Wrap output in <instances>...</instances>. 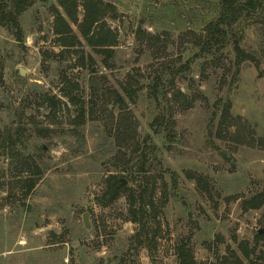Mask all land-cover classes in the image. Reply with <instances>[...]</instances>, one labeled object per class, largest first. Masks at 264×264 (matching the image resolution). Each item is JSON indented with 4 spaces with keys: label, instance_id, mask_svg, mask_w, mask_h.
Masks as SVG:
<instances>
[{
    "label": "rangeland",
    "instance_id": "1",
    "mask_svg": "<svg viewBox=\"0 0 264 264\" xmlns=\"http://www.w3.org/2000/svg\"><path fill=\"white\" fill-rule=\"evenodd\" d=\"M103 1L119 13L109 21L118 37L111 70L82 39L85 67L81 53L60 46L50 10L66 17L59 0H35L20 17L19 39L0 27V134L20 118L27 153L43 170L23 197L0 148V264H180L182 244L197 264H230L233 254L264 264V15L243 20L224 48L203 54L194 41L219 18L220 0ZM237 39L259 67H236ZM64 78L86 103L81 128L66 100L53 114L41 106L46 95L61 98ZM169 106L171 139L152 127ZM141 152L159 209L152 252L133 246L125 197L101 202L110 175L142 177Z\"/></svg>",
    "mask_w": 264,
    "mask_h": 264
},
{
    "label": "trees",
    "instance_id": "2",
    "mask_svg": "<svg viewBox=\"0 0 264 264\" xmlns=\"http://www.w3.org/2000/svg\"><path fill=\"white\" fill-rule=\"evenodd\" d=\"M34 2L35 0H0V27L12 31L19 39L22 35L20 17L28 8L33 6ZM59 4L65 11L66 17L61 15L54 7L50 10L55 14L54 34L60 46L65 48V50H72L71 54L81 53L83 56L78 58V65L85 67V54L84 51L80 50V47H83L82 39L94 52L104 56V66L106 69L111 70L112 64L110 60L115 54L114 49L117 46L118 37L111 29L109 21L118 19L119 13L116 7L111 3H105L103 0H59ZM220 5L221 12L217 21L208 24L203 31V35L199 36L197 41H194V44L200 48V52L203 54H210L214 50L219 51L224 48L229 40V31L243 20L256 15H264V0H220ZM80 7L83 9L81 21L78 15ZM72 25L79 30L80 38L74 33ZM234 51L236 53L237 68L246 61L254 63L257 67L260 66L259 62L243 51L238 39L234 42ZM88 59L93 64L92 56H89ZM157 81L161 83V80L157 79ZM61 85V98L46 95L41 99V106L50 110L53 114L68 103L74 108L76 115L72 121L73 125L76 128H81L87 122V106L81 98L80 89L78 85L67 78H64ZM157 86L158 84L156 83L153 87L154 95L156 94ZM124 90L128 93L130 99L133 100L136 92L126 87ZM62 99L67 102L65 103ZM95 100L93 98L91 103L93 104ZM117 100L119 103L124 104V100L120 95H117ZM169 109L170 106L162 109L160 115L154 120L152 127L157 133L158 130H162L171 139L174 123L172 117L167 118ZM123 121L124 123L122 124L125 125L124 129L127 131L128 119L124 118ZM120 127L118 126V130H116L118 138L122 136L123 132ZM26 135L27 128L20 118L15 130L5 128L0 134L2 156L10 161L12 176L17 179L16 184L21 185L22 194L25 198L34 190L36 178L43 173L39 160L27 153ZM131 139L132 137L130 141ZM134 146L138 145L134 143ZM43 150L44 148L40 149L41 153H43ZM141 156L139 172L142 173V177L139 179L136 175L129 174L126 182L134 184L133 187H129L123 186L118 176L110 175L105 180L101 202L103 207H109L122 197H125L128 207V220L136 225L133 246L135 249H147L152 252L155 250L157 239L160 236L159 209L155 202V189L150 187L151 177L147 168L148 159L146 158V153L141 152ZM256 199H253L251 204L258 208ZM260 204H263V202ZM246 249L241 248L244 258L249 259L250 253ZM177 255L180 264H197L186 244H182L178 248ZM230 264H243V261L233 254V260Z\"/></svg>",
    "mask_w": 264,
    "mask_h": 264
},
{
    "label": "water",
    "instance_id": "3",
    "mask_svg": "<svg viewBox=\"0 0 264 264\" xmlns=\"http://www.w3.org/2000/svg\"><path fill=\"white\" fill-rule=\"evenodd\" d=\"M51 4H52V3H50V5H51ZM20 73H21L22 76L25 75V73L22 72V71H21ZM44 150H45V149H44ZM121 183H122L123 186H126V185H127V182H126L125 180H121ZM83 219H84L85 227H86V228H89L88 215H87V214L84 215Z\"/></svg>",
    "mask_w": 264,
    "mask_h": 264
}]
</instances>
